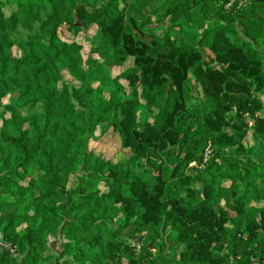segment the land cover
Listing matches in <instances>:
<instances>
[{
  "label": "trees",
  "instance_id": "1",
  "mask_svg": "<svg viewBox=\"0 0 264 264\" xmlns=\"http://www.w3.org/2000/svg\"><path fill=\"white\" fill-rule=\"evenodd\" d=\"M0 234V264H264V0H0Z\"/></svg>",
  "mask_w": 264,
  "mask_h": 264
},
{
  "label": "rangeland",
  "instance_id": "2",
  "mask_svg": "<svg viewBox=\"0 0 264 264\" xmlns=\"http://www.w3.org/2000/svg\"><path fill=\"white\" fill-rule=\"evenodd\" d=\"M214 8V7H212ZM87 34L89 36H92L93 30H89V32H87ZM25 35H27V32L25 30H21V32L19 33V35H17V38L20 37H24ZM65 40H68L69 42H72L74 39L73 37L67 32L66 27H63L61 29V34H60ZM83 55H84V59L86 60V58H88L89 56V51L87 48L84 49L83 51ZM62 80L63 81H67L70 82L71 78L68 75V73L63 70L62 72ZM253 124H251V128L249 131V134L247 136V138L245 139L244 143L245 145H247L248 147H251L254 145L253 143V139H252V132H253ZM90 148L92 150H94L97 154L103 155L106 159H116V157H120L121 153L124 152L122 149V140L120 138L119 135L115 134V132L113 131L112 128H108L106 130H98L97 134H96V138L92 139L90 141ZM210 149V150H209ZM209 151V152H207ZM207 153L209 154L207 163L205 164V166L202 165L199 167L197 163H193L190 167L194 168V167H199L201 170H206L205 168H207L208 162L210 161V156L212 157L213 155V151L210 148V146L206 149L205 151V156L207 155ZM230 184L228 182H223L222 183V187H228ZM198 187H201L200 185ZM202 190V189H201Z\"/></svg>",
  "mask_w": 264,
  "mask_h": 264
},
{
  "label": "built area",
  "instance_id": "3",
  "mask_svg": "<svg viewBox=\"0 0 264 264\" xmlns=\"http://www.w3.org/2000/svg\"><path fill=\"white\" fill-rule=\"evenodd\" d=\"M207 152H209V151H207ZM208 157H209V154L207 153V155L205 156V159H204L203 166H205V164L207 163ZM0 246L3 248L10 249L12 252L14 251V249H12L11 245H9L8 243H6L4 241L3 236L1 234H0Z\"/></svg>",
  "mask_w": 264,
  "mask_h": 264
}]
</instances>
